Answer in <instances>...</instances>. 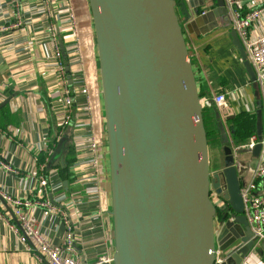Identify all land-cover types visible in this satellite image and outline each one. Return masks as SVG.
<instances>
[{
    "label": "water",
    "instance_id": "1",
    "mask_svg": "<svg viewBox=\"0 0 264 264\" xmlns=\"http://www.w3.org/2000/svg\"><path fill=\"white\" fill-rule=\"evenodd\" d=\"M213 1L209 10L198 14L206 0H87L98 71L93 94H98L102 110L101 159L110 199L113 264H214L216 249L222 258L218 264H241L251 250L264 256V242L255 241L244 214L239 173L219 112L223 168L210 172L203 104L184 28L193 33L204 21L209 23L206 33L230 25L225 0ZM177 5L184 9V28ZM230 34L260 101L254 70L235 29ZM261 131L258 107L259 139ZM64 140L56 154L62 153ZM259 151L256 144L252 155L257 157ZM211 189L225 206L216 208ZM217 211L228 216L218 233Z\"/></svg>",
    "mask_w": 264,
    "mask_h": 264
},
{
    "label": "crops",
    "instance_id": "2",
    "mask_svg": "<svg viewBox=\"0 0 264 264\" xmlns=\"http://www.w3.org/2000/svg\"><path fill=\"white\" fill-rule=\"evenodd\" d=\"M239 1L244 12L264 2ZM213 2L206 0V4L199 7L198 14L209 10ZM185 3L192 17L196 16ZM176 11L184 28L187 22L184 9L177 5ZM71 14L75 16L73 20ZM17 16L21 17L20 25L15 24ZM227 20L230 23L229 15ZM208 25L204 21L196 24L193 33L184 28L198 88L204 87L209 94L217 91L226 93L228 107L218 109L225 129L227 116L233 118L249 112L255 113L256 132L257 109H261L264 127V108L255 97L250 75L232 43L231 26L225 23L203 33ZM254 28V33L264 34V17L257 20ZM51 32L55 33L56 41L52 40ZM55 46L62 52L68 90L73 98L74 129L71 134L75 135L72 141L76 158L69 167L67 178L61 171L64 141L62 153L56 154L55 151L61 140V137L56 139L59 126L53 113L61 95L53 55ZM0 57V104L9 98L0 107V191L16 199H40L41 194L37 190L39 164L50 147L52 154L44 174L49 177L55 201L68 203L71 195H80L78 209L83 223L77 229L82 240L78 254L84 264H92L98 256L111 249L113 231L108 187L104 182V161L101 160L99 178L91 176L84 179L86 174L94 172L90 164L92 154L88 148V135L92 129H103L99 99L96 102L98 94L95 93L97 96L94 97V106L91 103V111L87 109L86 89L87 93L89 90L93 93L98 79L87 0H0ZM227 133L231 137L229 130ZM219 149L220 145L212 152L209 150V167L214 162V166L210 167L211 173L223 168V153ZM1 162L9 169L4 168ZM256 162L257 158L249 152H239L235 157L241 185L252 179ZM76 166L81 167L80 171L72 170ZM64 181H67L66 185ZM34 212L39 230L52 243L60 244L64 235L60 218L40 208ZM74 212L71 211V214ZM226 220V213L221 211L215 220L217 230H221ZM13 225L18 227L11 204L0 199V264H47L32 240L20 241L21 230L19 228L16 232ZM237 230L242 232L241 227ZM241 264H264V256L251 250Z\"/></svg>",
    "mask_w": 264,
    "mask_h": 264
},
{
    "label": "built area",
    "instance_id": "3",
    "mask_svg": "<svg viewBox=\"0 0 264 264\" xmlns=\"http://www.w3.org/2000/svg\"><path fill=\"white\" fill-rule=\"evenodd\" d=\"M225 4L228 8L230 26L235 29L244 48L246 58L254 70L255 81L257 82L260 93V106L264 108V34L254 33V26L257 20L264 17V2L257 5L252 10L245 12L243 11V4L239 0H225ZM71 17L72 20L75 18L73 14H71ZM21 23V17L17 16V22L15 24L20 25ZM51 37L53 38V41H56V35L54 32H51ZM53 55L56 60V72L58 74L59 86L61 89L59 103L53 111L59 126L56 139H59L66 128H71V131L74 129L72 108L73 98L68 90V76L62 61V52L58 46H55ZM86 94L88 99L87 109L91 111L93 108L91 103L94 106L95 96L91 90L87 93V89ZM209 100H211V102H213L220 110L228 107L225 92L201 97L203 106L208 103ZM73 137H75V135H72V138ZM88 138V148L92 154L90 164L93 166L94 172H91L89 175L86 174L84 176L85 180L91 178V176H97L99 178L101 172L100 164L102 160L101 132L92 129ZM256 144H260V151L256 157L257 162L252 173V179L241 185L240 193L244 204V214L247 217L253 237L257 243H260L264 242V127H262L260 139L255 132L250 135L245 142L232 146V153L234 158L239 152H249L252 154V150ZM51 154L52 149L48 147L43 162L39 164L40 172L37 177V190L41 194L40 199L34 201L16 199L1 191L0 199L10 203L12 206L13 214L18 223V227L13 225L12 228L16 232H18L20 228V241L26 242L27 240H32L37 252L45 258L47 264H83L78 254L82 240L77 233V229H80L83 223V216L78 209V203H80L78 196L80 195H71L68 203L55 201L52 195L49 177L44 174V168ZM1 164L4 168L9 169L7 164H4L3 162H1ZM80 168V166H76L73 167L72 170L78 172L80 171ZM220 186L221 188H224L222 182H220ZM210 199L216 208H222L227 204L214 189L210 190ZM62 204H65L67 207H63ZM36 208L45 210L48 214L56 215L60 218L64 225V235L60 244L56 245L52 243L39 230L38 219L34 212ZM71 211H75L76 213L74 212L75 214L72 215ZM230 212L231 210H228V216ZM218 231L219 230L216 228V233H218ZM221 260V253L216 249L214 264H218ZM92 264H113L110 250L98 256Z\"/></svg>",
    "mask_w": 264,
    "mask_h": 264
},
{
    "label": "trees",
    "instance_id": "4",
    "mask_svg": "<svg viewBox=\"0 0 264 264\" xmlns=\"http://www.w3.org/2000/svg\"><path fill=\"white\" fill-rule=\"evenodd\" d=\"M219 93V91L214 92V94ZM212 93H207L204 87H199V95L200 97H204L207 95H214ZM218 112V108L211 100L208 101L203 106L202 115L204 127L206 130V137L208 148L210 152L214 150V147L221 146V153H223V144L221 143L220 132L217 126V118L216 113ZM226 131L231 134L229 138V146H235L237 144L245 142L250 135L255 133V113H240L233 118H225ZM228 129V130H227ZM71 128H66L61 138H65L64 140V163L61 168L63 177L67 178L69 175V167L75 160V153L73 148L72 134ZM228 134V133H227ZM60 138V139H61ZM59 139V140H60ZM58 140V141H59ZM72 143V144H71ZM218 151V150H217ZM218 151V152H219ZM46 156V155H45ZM41 159L43 156L40 157ZM212 160V159H211ZM213 162V161H212ZM214 166V162L210 167ZM221 211H217V215H220Z\"/></svg>",
    "mask_w": 264,
    "mask_h": 264
}]
</instances>
